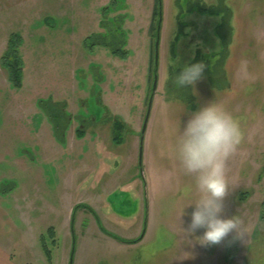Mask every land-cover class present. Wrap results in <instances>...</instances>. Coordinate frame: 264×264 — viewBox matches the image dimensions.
Listing matches in <instances>:
<instances>
[{
  "label": "rangeland",
  "instance_id": "1",
  "mask_svg": "<svg viewBox=\"0 0 264 264\" xmlns=\"http://www.w3.org/2000/svg\"><path fill=\"white\" fill-rule=\"evenodd\" d=\"M155 1L0 0V58L15 34L24 61L20 88L0 64V240L13 239L14 264H123L108 236L122 235L123 227L110 213L142 217L139 237L146 238L134 264H182L185 255L199 261L189 245L203 247L214 263L226 239L201 245L182 230L193 207L179 216L193 202L187 197L194 181L173 151L179 125L182 131L191 113L212 101L236 117L244 133L226 165L222 216L237 215L246 228L248 216L261 211L264 0H161L157 85L141 143L154 77ZM210 8L220 11L221 23L220 15L203 11ZM98 37L115 46L123 40L126 55L96 45ZM196 52L203 64L218 59L223 72L214 76L216 84L202 76L189 86L193 106L170 84L175 62L182 68ZM114 121L123 124L118 144L90 143L99 128L111 134Z\"/></svg>",
  "mask_w": 264,
  "mask_h": 264
},
{
  "label": "clouds",
  "instance_id": "2",
  "mask_svg": "<svg viewBox=\"0 0 264 264\" xmlns=\"http://www.w3.org/2000/svg\"><path fill=\"white\" fill-rule=\"evenodd\" d=\"M177 67L176 62L174 64ZM205 71L203 63L186 64L174 72V86L185 89L201 79ZM244 139L239 120L222 105L213 101L191 113L183 130L175 132L174 155L183 173L193 178L187 199L190 202L181 210L193 207L188 228L182 229L187 236H194L201 245H217L229 234L234 239L246 237L240 218L235 215L224 218L223 201L228 194L226 165ZM199 192V198L194 194ZM203 229L201 236L196 232Z\"/></svg>",
  "mask_w": 264,
  "mask_h": 264
},
{
  "label": "crops",
  "instance_id": "3",
  "mask_svg": "<svg viewBox=\"0 0 264 264\" xmlns=\"http://www.w3.org/2000/svg\"><path fill=\"white\" fill-rule=\"evenodd\" d=\"M106 128L109 129V126H107ZM102 129L103 128H99L96 130L97 132L93 133L95 138L90 137V143L94 141V146L98 144L101 147L103 146L104 148H109L112 142H104L103 139L113 141V132H111L110 134L109 130H107L102 133L100 132ZM80 134L85 136L86 132L83 130ZM55 138L57 139V137ZM85 139H87V137H85ZM113 143L118 144L114 141ZM262 203L263 202H261V204ZM107 218L114 221L115 224L123 227V229L120 230L122 235H118L119 239L115 238V235H108L112 239V241L111 239H109V245L113 247V249H111V252H117L118 254H122V256L124 255L125 261L123 260V264H134L133 253L144 245L146 238L145 235H143L140 240L133 241L139 237V232L142 228V217H138L136 221L134 216L122 215L120 213H110L109 215H107ZM248 218L249 223L245 228L246 237L243 239H236V250L234 255H229L227 253L226 245L224 243L223 247L221 245L218 249V252L216 254L214 253L215 256L212 255V257L215 258L216 261L214 263H211V257L207 258L205 256L203 247L197 245H189L187 246V252L193 253V258L197 257L199 261H190L189 256L186 257L185 255V257L182 258V264H264V219L262 217V213L260 211L259 213H256L254 217L250 215L248 216ZM70 227H72V223H70ZM133 229H135V232L131 234V231ZM230 236L231 234H229L228 237ZM228 237H226L225 239H227ZM26 239L27 236L26 238L25 236H22L18 239V244L20 245V249L18 248L19 250H21V248H25L22 247V244L26 243ZM11 240L12 241L10 242V240L8 239V235L4 242L0 240V264H14L12 261L14 242L12 238ZM39 254L43 253L40 251ZM171 260V262H173V257H171ZM72 264H82V261L81 259H79L77 263H75V260H73Z\"/></svg>",
  "mask_w": 264,
  "mask_h": 264
},
{
  "label": "trees",
  "instance_id": "4",
  "mask_svg": "<svg viewBox=\"0 0 264 264\" xmlns=\"http://www.w3.org/2000/svg\"><path fill=\"white\" fill-rule=\"evenodd\" d=\"M203 11L204 12L208 11L209 14H213V15H220L221 14L218 9L214 10V9L210 8L208 10L203 9ZM161 14H162L161 0H156L154 11H153V16L155 17V20H154L155 27L153 29L154 30L153 48H155L157 25H158L159 17H161ZM223 20H224L223 22H225V19H223ZM221 22H222V17L220 15V23ZM220 27H221V24H217V26L215 28L216 34L219 38H220V36H219ZM226 29H228L227 31H229L230 28L228 27V25H226ZM115 33H120V35H122V32L120 31V29H118ZM122 42H120L122 44L121 46L120 45L115 46V45H113V43H118L117 41H114L112 43H108V42H105V40L102 39V37L101 38L98 37V41H97L96 45L107 48L112 55L124 57L126 55V53H125V51H123L124 41L122 40ZM226 43H228V40H227V42L222 43V50L219 51L217 54L220 62H222L224 60L222 55L224 54L223 51L225 50V47L227 46ZM21 45H22V38L18 35L11 34V36L9 37V40L7 42V47H6L4 53L2 54V56L0 58L1 67L5 69V71L7 72V77H8L9 82L15 88H20L22 86V81H23L24 61H23V58H22L21 53H20ZM154 55H155V49L153 50V62H152L153 66L151 68L153 75L157 74V65H155V63H154ZM217 60L218 59H216V61L212 65H210L209 61L205 62V64H204L205 65V71H204L202 76H205L211 85L216 84L218 82L217 80L214 79V76L218 75V73L222 74V72H223V70H221V67H220L221 63L219 64L217 62ZM198 62L202 63L200 61L198 52H196L193 59L189 62V64L198 63ZM179 70H180V68L175 69V71H177V72ZM170 89L176 95V97L180 98V100H183V102H187L191 105L194 104L193 103L194 97L192 95V92L190 91L189 86L186 88V90L185 89H177L174 86V79H173L172 83L170 84ZM151 93H150V95H151ZM56 114H58V113L56 112ZM122 126H123V124L121 122H118V121L115 122L114 121V123H113V129H112L113 140H116L115 141L116 143L120 142V138L118 137L119 134L117 132L122 129ZM76 133L80 134V133H82V131H80L79 129H76ZM79 206H82V207L86 208L87 210H89L90 212L94 213L93 209L87 205H77L76 207H79ZM261 207H262L261 213H262V217L264 219V202L262 203ZM225 245H226L227 253L229 255H234L235 250H236V239H234L233 236L228 237L226 239Z\"/></svg>",
  "mask_w": 264,
  "mask_h": 264
},
{
  "label": "water",
  "instance_id": "5",
  "mask_svg": "<svg viewBox=\"0 0 264 264\" xmlns=\"http://www.w3.org/2000/svg\"><path fill=\"white\" fill-rule=\"evenodd\" d=\"M161 17H159V20H158V25H157V33H156V39H155V55H154V63L155 65H157L158 63V45H159V31H160V26H161ZM156 85H157V75L154 74V77H153V84H152V93L149 97V101H148V107H147V113L145 115V118H144V122H143V125H142V130H141V143H142V140H143V134L145 132V129H146V126H147V123H148V119H149V112H150V109H151V104H152V99H153V94L156 90ZM141 150V148H140Z\"/></svg>",
  "mask_w": 264,
  "mask_h": 264
},
{
  "label": "flooded vegetation",
  "instance_id": "6",
  "mask_svg": "<svg viewBox=\"0 0 264 264\" xmlns=\"http://www.w3.org/2000/svg\"><path fill=\"white\" fill-rule=\"evenodd\" d=\"M77 206V205H76ZM79 207H82V206H79ZM78 207H76V208H74L75 210L77 209ZM82 208H84V207H82ZM91 208V207H90ZM86 209V208H85ZM87 210V209H86ZM89 211V210H88ZM73 212H74V210H73ZM111 236H113V234H110ZM115 238H117V239H119L118 237H116V236H114ZM143 236H141V237H138L137 239H135V240H133V241H138V240H140L141 238H142Z\"/></svg>",
  "mask_w": 264,
  "mask_h": 264
}]
</instances>
